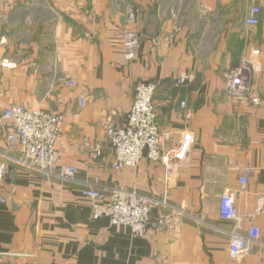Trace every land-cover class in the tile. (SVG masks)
Listing matches in <instances>:
<instances>
[{
	"label": "crops",
	"instance_id": "0c3cea01",
	"mask_svg": "<svg viewBox=\"0 0 264 264\" xmlns=\"http://www.w3.org/2000/svg\"><path fill=\"white\" fill-rule=\"evenodd\" d=\"M256 1L258 26L246 24L253 0H0V112L22 105L62 114L58 168L79 169L70 183L7 161L0 264H264V204L246 218L264 200V0ZM129 5L141 35L133 61L122 43ZM244 61L253 69L252 90L231 97L226 74ZM183 73L193 79L178 86ZM140 82L158 84L154 105L169 137L163 151L177 148L184 132L196 138L171 172L146 158L137 168L114 167L104 123L115 112L125 124ZM12 130L0 122V153L20 159L7 140ZM87 184L156 201L149 237L108 217L91 221L81 193ZM226 193L235 194L240 232L261 230L260 244L242 258L229 254L236 223L218 216ZM160 219L171 223L161 228Z\"/></svg>",
	"mask_w": 264,
	"mask_h": 264
},
{
	"label": "built area",
	"instance_id": "2783aa9c",
	"mask_svg": "<svg viewBox=\"0 0 264 264\" xmlns=\"http://www.w3.org/2000/svg\"><path fill=\"white\" fill-rule=\"evenodd\" d=\"M261 9L256 0L252 6L246 24L250 26L260 25L259 16ZM136 10L132 5L127 6L124 31L123 50L126 60L136 59L141 35L132 26L136 22ZM252 66L246 61L237 65L226 74V92L231 97L242 96L251 92ZM193 79V75L181 74L176 83L184 86ZM68 87H76L74 79L66 80ZM158 84L140 82L136 85L135 96L131 109L127 113L125 124L119 126L115 120V112H111L104 123L109 145L115 152L116 170L124 168H137L140 162L146 158L153 162H162L169 172L172 171L174 162L186 160L190 148L195 143V136L192 132L181 134V141L177 148L165 152L163 144L168 135L163 133L154 105V96ZM81 106L85 104V97L81 96ZM253 103L258 104L259 99L253 98ZM185 105V104H183ZM0 122H10L13 130L7 137L11 146L19 147L20 159H14L6 153H0V184L4 182L8 174L7 161H15L20 165L29 168L45 176H57L66 182H76L79 169L75 166L59 164L58 142L62 133L64 116L60 113L31 109L22 105H11L0 112ZM101 155L99 149L90 154L91 159L96 160ZM58 169V170H57ZM242 190L248 187L249 179L242 176L239 180ZM82 197L90 202L92 213L91 221L102 217H108L114 226L130 228L135 237L147 239L151 225V211L157 204L151 198L134 190L122 188L113 189L110 195L102 193L98 186L87 184L82 188ZM7 200L0 191V204ZM263 198L254 213L246 216L253 220L263 212ZM218 216L224 221H234L235 230L231 233L229 254L233 259L242 258L251 248L260 244L261 230L256 225H251L246 233L240 232V216L235 201L234 193L223 194L220 198ZM170 220L160 219L157 225L161 228L170 224Z\"/></svg>",
	"mask_w": 264,
	"mask_h": 264
}]
</instances>
